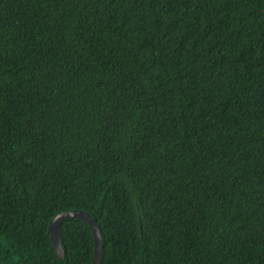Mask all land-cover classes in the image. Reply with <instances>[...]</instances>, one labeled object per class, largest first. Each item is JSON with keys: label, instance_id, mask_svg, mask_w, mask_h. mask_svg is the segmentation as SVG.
I'll list each match as a JSON object with an SVG mask.
<instances>
[{"label": "trees", "instance_id": "1", "mask_svg": "<svg viewBox=\"0 0 264 264\" xmlns=\"http://www.w3.org/2000/svg\"><path fill=\"white\" fill-rule=\"evenodd\" d=\"M264 264V0H0V264Z\"/></svg>", "mask_w": 264, "mask_h": 264}, {"label": "water", "instance_id": "2", "mask_svg": "<svg viewBox=\"0 0 264 264\" xmlns=\"http://www.w3.org/2000/svg\"><path fill=\"white\" fill-rule=\"evenodd\" d=\"M66 218H81L87 222L89 225L92 236H93V259L92 264H100L101 256H102V239L99 228L91 217V215L83 210H65L61 211L54 215V217L50 220L47 230L49 233L50 241L52 243V248L54 252L58 255L60 259L64 257L63 246L58 234V226L63 219Z\"/></svg>", "mask_w": 264, "mask_h": 264}]
</instances>
